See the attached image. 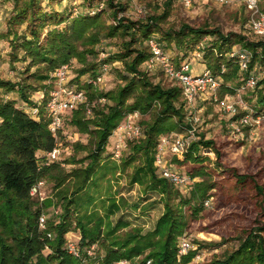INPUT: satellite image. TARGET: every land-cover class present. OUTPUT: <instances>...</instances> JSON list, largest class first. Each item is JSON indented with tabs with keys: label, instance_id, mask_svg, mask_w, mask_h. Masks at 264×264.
<instances>
[{
	"label": "trees",
	"instance_id": "obj_1",
	"mask_svg": "<svg viewBox=\"0 0 264 264\" xmlns=\"http://www.w3.org/2000/svg\"><path fill=\"white\" fill-rule=\"evenodd\" d=\"M44 1L14 0L13 15L8 20L7 32L0 34V39L12 35L9 56L13 63L28 62L27 68L43 66L42 72L35 77L47 91L41 105L33 104L28 93V90L32 89L30 86L0 78V264H146L148 261L150 264L191 263L197 255L196 251L179 257L177 247L179 238L189 226L185 207L189 208L193 217H198L209 198V192L214 188L203 180L194 185L189 198H183L177 187L156 175L154 155L161 135L175 132L182 126L186 117L180 87L164 89L159 85H152L146 74L140 71L141 65L151 57L147 42L155 38L154 33H160L161 18H150L146 24L118 19L117 15L124 11L122 4L114 5V0H107L116 26L104 30L101 24L104 12H100L94 16H76L70 30L59 31L57 27L67 19L61 14L44 11ZM162 17L165 18L166 14ZM25 23H29L26 33L19 36L14 31L15 26L19 27ZM45 29L48 31L44 34ZM91 30L96 31L95 38L91 39L89 45L91 50L78 52L76 42ZM101 32L105 39L117 35L129 38V42L124 46V54L119 57L130 59L125 62V68L132 78H125L127 83L124 87L106 94L94 90L90 84L80 88L84 92L87 91L89 104L74 111L71 124L78 132L93 137L95 148L87 157L90 164L86 168L74 170L67 175L57 163L40 166L37 154L50 153L56 147L44 108L49 93V87L44 83L52 79L50 73L70 64L72 59L85 63L86 56L95 53L93 47L99 42ZM162 36L168 42L172 38L169 33H163ZM175 37L179 48L186 39L191 48H198L204 38L210 41L200 50L199 62L220 80L221 89L232 95L242 86V79L251 74L256 65L264 64L262 41L244 45L245 50L251 53V60L248 71L241 73L238 63L230 57V53L233 47L243 40H232L216 29H193L187 25L182 26L180 31L174 34ZM155 39L161 44V40ZM144 43L145 47L142 48ZM137 44L141 47L131 49ZM93 70V67L83 68L79 76ZM94 73L93 71L92 74ZM96 76L95 74L93 77ZM263 84L264 82H258L257 86ZM15 91L23 103L38 110V117H31L18 109L14 100H5L2 96L3 92ZM101 100H105L102 107L96 106L97 104L92 106L93 102L99 103ZM256 105L264 112V88L257 96ZM155 106L159 107L157 116L143 128V138L129 144L132 154L135 157L141 155L144 159V166L136 170L132 184L145 185L146 192L158 193L163 199L164 212L152 232L143 236L131 233L123 238L117 233L125 224L119 222L112 226L109 220L110 216L120 209L116 201H109L108 214L102 218L96 212L88 211L94 205L93 199L89 197L83 202L77 197L93 181L108 140L122 121L133 113L147 115ZM87 108L91 110V116H87ZM202 149L213 151L217 159L220 156L219 152L213 149V142L204 141L202 136L199 141L190 144L182 156L183 163L201 167L204 163L199 156ZM233 176L239 184H244L247 179L252 180L254 190L261 197V204H264V188L261 185L235 172ZM70 177L76 179L72 191L63 192L61 187ZM195 177H199V174ZM43 181L55 182L59 193L55 206L60 207L62 212L56 220H47L45 228L41 229L39 219L46 214V209L51 207L53 202L46 200L39 203L31 195V190ZM93 186H96V183ZM82 205H85L87 210L80 215L77 208L82 209ZM73 215L77 217L76 229L81 235L78 257L71 254L66 247V235L73 231ZM258 225L260 226H255L249 231L235 252L223 260L214 261L213 264H264V224ZM93 246L103 251V256L98 254L93 258L89 257L88 251ZM45 250L49 251L47 255L44 254ZM142 256L143 259L139 260Z\"/></svg>",
	"mask_w": 264,
	"mask_h": 264
},
{
	"label": "rangeland",
	"instance_id": "obj_2",
	"mask_svg": "<svg viewBox=\"0 0 264 264\" xmlns=\"http://www.w3.org/2000/svg\"><path fill=\"white\" fill-rule=\"evenodd\" d=\"M113 4H122L123 6L124 11L117 15L118 19L146 24L150 18L160 17V33H154L153 36L161 40V45L171 58L190 62L193 76L201 73L205 66L196 59L198 48H191L187 43L188 39L184 40L181 48L176 45L177 40L176 37L174 38V34L178 33L184 25L193 29H216L222 35L231 37L232 40H243L233 47L232 50L235 52L245 50L244 45L247 43L264 42V38L256 36L250 29L253 19L264 17V0H258L254 9L249 7L248 0H192L190 7L184 6L179 0H114ZM42 8L46 12L61 14L67 19L57 27L59 31L70 30L76 16H94L100 12H104L101 17L104 30L116 26L107 0H55L52 2L45 0L42 3ZM13 10L14 0H0V34H6L8 20L13 15ZM163 14H166L165 18L162 17ZM28 24L15 26L14 31L21 36L26 33ZM47 31L48 29H45L43 33L45 34ZM163 33L171 34L172 38L169 42L164 39ZM95 34L96 31L91 30L79 39L76 42L77 51L91 50L89 45L91 39L95 38ZM215 39L217 40V38ZM10 40H12V35L0 39V78L30 86L32 89L28 90V93L31 96V101L33 104L41 105L47 91L42 87V84L36 81L35 76L42 72L43 66L27 68L28 62L13 63L9 56ZM128 42L129 38L120 35L105 39L102 34L97 45L93 47L95 53L88 54L85 63H81L78 59H72L68 64L70 78H73L72 85L80 89L84 85H88V82L94 81L95 74L97 76L101 74L102 81L92 84L94 90L106 94L116 92L124 87L127 83L125 78H132L125 68V62L130 59H121L119 56L124 54V46ZM208 42L210 41L204 38L198 47L202 49ZM145 44L142 48L145 47ZM139 47L141 46L137 44L131 49ZM21 56L22 53L19 54L20 58ZM104 66H106V71H101ZM92 67L94 74H92L93 71H90V73L79 76L80 70ZM140 71L146 74L152 85H159L164 89L178 87L176 83L168 80L157 67L148 70L144 63L141 65ZM252 73L257 77L258 82H264V64L256 65ZM44 84L49 87L48 91L53 87L50 81ZM262 88H264V84L257 86L254 90L242 89L241 86L232 95L220 87L214 94L209 92L199 97L191 108L186 106L183 98L186 117L182 126L175 132L161 135L159 139L160 142L164 137L167 138L168 152L170 144L176 139L184 138V140L193 143L199 141L203 136L204 141L213 142V149L220 155L217 159L213 151L202 149L199 156L204 160V163L201 167L197 164L183 163L182 156L187 151L179 156L180 160H178L179 158L175 159L176 156L166 155V160L171 167L187 179L185 186L177 187L183 198H189L194 185L203 180L214 188L209 192V198L204 203L198 217H193L189 208L185 207L189 226L185 234L179 238L177 247L180 241L184 240L191 246V249L184 255L196 251V257L189 264H213L214 261L223 260L238 249L251 229L255 226L259 227L258 223L264 224V204H261V197L254 190V183L247 179L244 184H239L233 176V172L247 176L264 188V112L260 111L256 105L257 96ZM85 94L86 104H89L86 90ZM2 96L5 100H14L18 109L35 118L34 108L23 103L16 91L3 92ZM131 102L132 100H130ZM225 103L235 105L236 112L234 114L226 112L223 109ZM103 104H105V100H101L99 103L93 102L92 106L102 107ZM158 108L155 106L149 114L144 116L140 114L138 117L128 116L122 121L121 127L132 123L139 126L143 132V128L155 120ZM73 113L74 111L65 115L64 129L58 138L59 155L55 162L67 175L74 170L86 168L90 164L87 157L95 148L93 137L78 132L71 124ZM246 115L249 117V124L242 125L241 118ZM87 116L91 115L87 114ZM258 119L260 120L258 121ZM173 121L175 120L173 119ZM190 128L195 129L194 136L188 133ZM117 135L118 131H115L108 140L93 181L77 198L83 202L89 197L93 199L94 205L88 211H94L102 218L108 214L109 201L111 199L116 201L120 209L110 216V223L112 226L119 222L125 224V227H122L117 235L123 238L131 233L143 236L154 230L158 219L162 216L164 212L163 199L156 192H146L145 185L132 184L136 170L144 166V159L141 155L135 157L132 154L130 143L122 153L121 160L114 161L112 159L111 152L118 138ZM44 156L46 154H37L40 166L46 163ZM201 173L205 175L200 176ZM196 174H199V177H195ZM156 175L161 177L157 170ZM75 182V177H70L61 190L71 192ZM94 183L96 186H93ZM57 194L59 193L54 181H43V186L34 196V199L39 203L46 200L53 202L52 206L46 209V221L56 220V217L62 212L60 207L55 206L58 203ZM82 207V209L77 208L80 215L87 210L85 205ZM76 221L77 217L73 215L71 219L73 231L66 235V247L71 245L77 250L81 235L76 229ZM48 253L49 251L45 250L44 254ZM98 254L103 256V251L96 246L88 251V256L91 258ZM141 259L143 256L139 258V260Z\"/></svg>",
	"mask_w": 264,
	"mask_h": 264
},
{
	"label": "built area",
	"instance_id": "obj_3",
	"mask_svg": "<svg viewBox=\"0 0 264 264\" xmlns=\"http://www.w3.org/2000/svg\"><path fill=\"white\" fill-rule=\"evenodd\" d=\"M184 6L190 7L192 0H179ZM223 1V0H217ZM258 0H248L249 7L251 9L256 8ZM251 31L258 37L264 38V17L253 19L250 23ZM147 45L149 47L151 57L145 62L146 68L148 70L155 69L156 67L160 72H162L165 77L176 83L178 87L182 90L183 98L185 99L186 106L191 108L194 102L206 93H216L220 87L221 83L218 78H215L210 71L205 67L201 73L193 76L190 70V62L178 61L175 58H171L164 50L163 46L155 39L151 38L148 40ZM201 48L198 47L196 53V59L199 61L201 59ZM230 57L234 58L239 65L241 73H246L248 71L249 63L251 60V53L246 50H239L230 53ZM101 71H106V66L101 69ZM101 75V74H100ZM98 74L94 81L88 82L90 85L96 84L102 81V77ZM51 84L53 87L49 90L48 96L45 102V112L46 117L49 121V130L52 136L56 140V147L52 152L47 153L44 156L46 163L44 165L55 163L58 159L59 148H58V138L64 129L65 115L68 112H73L78 110L80 107L86 104V94L83 90L79 89L77 86H73V78H70L69 65H64L56 69L51 75ZM258 85L257 77L251 73L245 79H242V89L254 90ZM223 109L231 114L236 112L235 105L233 104H223ZM36 116L38 117V110L34 109ZM87 114L91 115V110L87 108ZM139 113L130 114L129 117H138ZM127 118V117H126ZM260 119H258L259 121ZM197 122V121H195ZM240 123L242 125L249 124V117L246 115L241 118ZM258 123V122H257ZM118 138L111 152V157L114 161H119L122 158V153L124 152L128 143L137 141L143 138L142 129L139 126L130 124L126 127L120 126L117 128ZM188 133L192 136L195 134V129L190 128ZM191 142L184 140V138H179L174 140L169 146V151L167 152L168 141L167 138H163L155 150L154 155V165L159 175L166 179L169 183L175 187L185 186L187 179L181 175L179 172L175 171L171 165L166 160V155L179 157L183 152L187 151ZM43 186V182H40L31 190V195L35 196L38 194V190ZM46 218L42 215L39 219V226L41 229L45 228ZM48 237H51L48 235ZM179 255L186 254L191 246L186 241L182 240L179 243ZM68 251L74 256L78 257L79 252L75 247L69 245L67 247ZM150 264V261L147 262Z\"/></svg>",
	"mask_w": 264,
	"mask_h": 264
}]
</instances>
